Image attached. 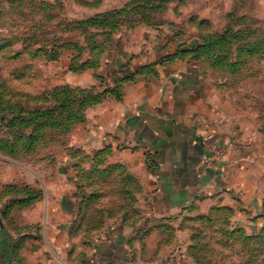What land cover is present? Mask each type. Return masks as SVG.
<instances>
[{"label": "crops", "instance_id": "1", "mask_svg": "<svg viewBox=\"0 0 264 264\" xmlns=\"http://www.w3.org/2000/svg\"><path fill=\"white\" fill-rule=\"evenodd\" d=\"M121 47L95 73L109 82L125 79L121 100L97 104L54 152L31 162L0 156V195L12 184H28L36 191L45 186L46 197L27 213L26 222L43 224L41 237L11 236L3 221L0 264H230L231 255L216 250L223 239L216 229L232 231V221L197 218L239 207L233 226L243 229V191L253 187L243 152L214 154L243 129V118L187 61L131 81L129 71L176 49ZM66 83L86 88L100 81L90 71ZM93 168L95 178H85ZM263 198L257 196L258 207ZM203 239L213 242L207 258Z\"/></svg>", "mask_w": 264, "mask_h": 264}, {"label": "rangeland", "instance_id": "2", "mask_svg": "<svg viewBox=\"0 0 264 264\" xmlns=\"http://www.w3.org/2000/svg\"><path fill=\"white\" fill-rule=\"evenodd\" d=\"M125 44L176 49L129 71L132 82L158 77L160 68L187 61L243 118V129L214 153L243 152V172L253 186L243 191V229L233 226L239 207L197 219L232 221V231L216 229L223 238L216 250L231 255L230 264H264V198L261 207L256 202L264 195V0H0V156L31 162L54 152L71 133L49 128L66 123L65 110L73 130L87 123V113L99 104L97 94L102 102L119 98L126 82L114 85L95 73ZM90 71L99 85L66 83V77ZM29 138L36 142L34 149ZM7 187L0 195V202L7 203L0 207V227L5 221L11 236L41 237L43 224L26 221L36 202L31 192L43 202L45 186L37 191L28 184ZM135 213L141 216L138 207ZM205 239L199 245L207 258L213 242Z\"/></svg>", "mask_w": 264, "mask_h": 264}, {"label": "trees", "instance_id": "3", "mask_svg": "<svg viewBox=\"0 0 264 264\" xmlns=\"http://www.w3.org/2000/svg\"><path fill=\"white\" fill-rule=\"evenodd\" d=\"M126 80H128V79H126ZM121 81H123V82H125V79H117V81L115 82V85L117 84V83H119V82H121ZM122 91L120 92V99L119 98H117L118 100H121V98H122ZM101 95L102 94H97L96 95V99H95V101H96V103H101L102 101V99H103V97H101ZM81 103H83L84 102V98L80 101ZM78 105H81V104H79L78 103ZM71 112V111H70ZM63 117H67L66 118V123L64 124V125H62V126H60V125H56V127L54 128L52 125L51 126H49V128H51L52 130L53 129H55V130H60V131H63L64 133H68L69 131H71V129H72V127H71V125L69 124V117H71V113H69V111L68 110H65V116H64V114H63ZM38 128V127H37ZM36 130L37 129H35V127H34V129H33V132H36ZM32 136V135H31ZM49 141H52V140H49ZM16 142H18V140H16ZM28 144H29V148H32V149H34V145H35V141L32 139V138H29L28 139ZM78 171H79V169H78ZM100 173L101 174H104V173H106V172H102V171H100ZM84 175H86L85 176V178H87V179H94L95 178V175H96V168H93V170H91V171H88V172H84ZM10 188H11V186H9ZM7 189H8V187H7ZM33 191V190H32ZM32 193V197H31V201L33 202L34 201V197L33 196H36L35 197V200H37L38 199V195H39V193L38 192H36L35 193V195H34V192H31ZM135 211V210H134ZM214 219V218H213ZM229 234V237H231L232 236V234H231V232L230 233H228ZM200 246H201V244L199 245V248H200ZM202 250H203V248H202ZM201 253V252H200Z\"/></svg>", "mask_w": 264, "mask_h": 264}]
</instances>
